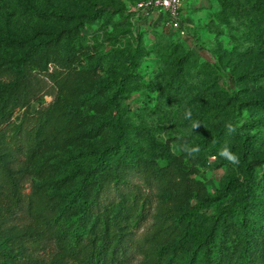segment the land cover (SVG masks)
<instances>
[{"label":"rangeland","instance_id":"1","mask_svg":"<svg viewBox=\"0 0 264 264\" xmlns=\"http://www.w3.org/2000/svg\"><path fill=\"white\" fill-rule=\"evenodd\" d=\"M136 1L0 0V264H264V0Z\"/></svg>","mask_w":264,"mask_h":264},{"label":"trees","instance_id":"2","mask_svg":"<svg viewBox=\"0 0 264 264\" xmlns=\"http://www.w3.org/2000/svg\"><path fill=\"white\" fill-rule=\"evenodd\" d=\"M45 14H46V16H54L57 13L53 9L49 8L45 12ZM38 50L42 51V46H39ZM64 108H66L68 110H71V109H75L76 106H74V105L73 106H65ZM114 123H115V121H114ZM116 142L117 143L122 142V138H120L119 135L117 136ZM96 161L103 168H107V163L102 158L97 157ZM114 162L115 163H120L122 165L128 164V161H127L126 157H124L123 155H119L118 157H116L114 159ZM113 177L115 178V180H118L115 175H113ZM9 179H10V182H11L13 188L16 190V180L12 176H9ZM226 183H228V181H226ZM226 183L225 184L223 183L221 185L222 187H221V189H218L216 191V195H222L227 190L228 186H227ZM80 190H81L80 186L76 187L75 188V193L73 194V196L69 200L76 201L77 202V206H78L77 208H80V211H82L83 209H85L87 207V204L82 199ZM205 202H206V199H202L199 202H196V203H194L191 206L184 207L183 208V217H182L183 221L186 224H188L194 218L196 211L204 206ZM235 202L236 201H233V202H231V203H229L227 205L222 206L219 209L218 217H217L218 227L219 228H222V226L227 222V220H228V218L230 216H234V215L239 214L238 213V208L235 207ZM239 229L241 231H243L244 233H246L247 232V225L243 221H240L239 222ZM121 242H122V238L119 236L117 241L114 243V246H113V248L116 249L114 252L118 251L121 254L124 252L123 248H121ZM120 250H121V252H120Z\"/></svg>","mask_w":264,"mask_h":264},{"label":"built area","instance_id":"3","mask_svg":"<svg viewBox=\"0 0 264 264\" xmlns=\"http://www.w3.org/2000/svg\"><path fill=\"white\" fill-rule=\"evenodd\" d=\"M186 0H137L129 8L132 17L149 16L157 14L162 25L186 36V25L181 20V11Z\"/></svg>","mask_w":264,"mask_h":264},{"label":"clouds","instance_id":"4","mask_svg":"<svg viewBox=\"0 0 264 264\" xmlns=\"http://www.w3.org/2000/svg\"><path fill=\"white\" fill-rule=\"evenodd\" d=\"M184 118L185 119H188V120H191L192 118V111L191 109H186L185 112H184ZM191 127L193 129H196L198 127H200V124L198 121H192V124H191ZM226 128H227V131L229 133H232V132H235V127L232 125V124H226ZM191 152H199V147H194L190 150ZM220 155L224 158H226L230 163L232 164H238L239 163V159L238 157L231 153L230 149L225 145L221 151H220Z\"/></svg>","mask_w":264,"mask_h":264}]
</instances>
